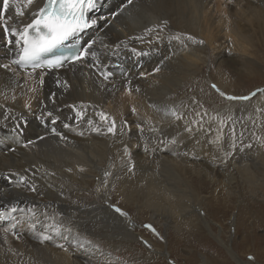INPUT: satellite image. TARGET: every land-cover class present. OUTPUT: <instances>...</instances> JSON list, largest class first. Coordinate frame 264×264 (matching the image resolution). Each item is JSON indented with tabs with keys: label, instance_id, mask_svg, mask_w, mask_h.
<instances>
[{
	"label": "bare ground",
	"instance_id": "obj_1",
	"mask_svg": "<svg viewBox=\"0 0 264 264\" xmlns=\"http://www.w3.org/2000/svg\"><path fill=\"white\" fill-rule=\"evenodd\" d=\"M3 2L0 136L6 134L13 144L7 152L0 151V228L16 220L25 236L19 235L17 248L3 235L9 248L0 264H79L84 246L75 237L86 219L81 207L72 204L76 193H95L86 208L109 236L117 233L134 243L147 240L155 256L167 254L166 246L160 250L132 217L131 207L140 210V201L148 209L150 227L174 226L181 232L178 223L199 229L203 224L209 231L210 217L196 210L205 202L213 210L224 204L217 197L206 201L201 196L216 182L202 175L189 180L198 165L190 168V161L209 151L222 165L234 168V173H224L229 193L235 192L232 183L238 172L249 180L250 161L264 152L258 136L264 85L249 92L250 99H228L225 108L210 112H196L184 102L209 95L204 81L212 80L216 60L228 50L241 51L243 75L255 84L264 82L250 76L254 72L247 58L248 48L259 45L256 36L264 34V0H96L88 11L89 27L67 39L68 44L82 43L89 55L53 69H23L15 62L22 45H9L10 33L4 31L5 22L22 31L47 0L31 5L9 0L7 10ZM217 70L224 71L220 65ZM226 81L227 76L218 84L225 93L248 96L234 93ZM101 113L108 120H102ZM113 120L115 130L110 133ZM20 176L24 182L17 180ZM259 184L264 186V180ZM110 196L120 199L121 207H109L107 201L114 202ZM166 209L179 212L176 221L163 218ZM27 222L32 226L25 227ZM73 226L69 240L74 245L65 248L64 257L54 248L64 246L59 237ZM167 234L162 239L168 245L169 239L176 243L184 236ZM231 255L236 264H245Z\"/></svg>",
	"mask_w": 264,
	"mask_h": 264
},
{
	"label": "rangeland",
	"instance_id": "obj_2",
	"mask_svg": "<svg viewBox=\"0 0 264 264\" xmlns=\"http://www.w3.org/2000/svg\"><path fill=\"white\" fill-rule=\"evenodd\" d=\"M263 36V33L256 36L255 40L259 42V45L264 44ZM80 45L83 48L82 43ZM259 45L258 47H253L251 45L252 47L250 46L248 48L247 58L250 62L249 66L254 72V75L250 76H258V78L262 79L264 78V46ZM216 61V65L211 70L212 80L207 79L204 81V85L210 88V96L195 95V98L184 102L185 105L191 106L196 112H210L219 107H226L225 102L231 94L225 93L218 85L226 76L228 80L226 82L230 83L231 86H233L232 89L236 91L234 93H243V95H248V97L251 96L249 94H251L254 89H258L259 85H264L262 81H259L260 84H255V80H250L246 75H243L244 70L242 69L240 50H228ZM222 62L228 63L222 65ZM219 65L223 67L224 71H221L222 73H219L217 70ZM6 66L9 69L11 67L8 64ZM223 73H225L226 76ZM221 75H224L223 79ZM213 85L216 87L214 88ZM189 92H192V90H189ZM237 96L240 97L239 95ZM212 101L214 103H212ZM232 101L235 102L238 101V99ZM197 107L198 109H196ZM135 112L137 111H134L132 114H136ZM191 120H193V118ZM259 126L260 134H258V136L263 139L262 143L264 146V120L259 123ZM230 130L225 132L228 137L230 136ZM12 144L13 141L9 136L6 134H3L2 137L0 136V151L4 150L7 152L9 146ZM241 151L243 152V150ZM207 152L208 153H206L203 158L190 161V168L192 163H197L198 165L193 168L192 174H188L187 178L192 180L195 176L202 175L207 181H212V183L216 182L212 190L201 193V196L204 197L206 201L213 199V197H217L222 200L224 205L213 210L210 206L211 204L209 203L208 205L207 202H205L201 209L196 210L199 214L201 213L202 216L206 213L210 217L209 220L211 223L208 225L209 231L208 229L204 230L205 226L201 223L202 227L200 229L198 228L199 225H194V228H191L187 224H181L180 226L178 223L181 232H176L174 226H168V230H166V226L157 224H152V227H150L147 222L150 221L148 219V209L142 201H140L139 203L142 205L140 210H138L136 206L131 207L135 210L131 212L132 217L139 223H142L141 226L139 224V228L150 232L149 238H151V242L158 244L160 250L163 244L166 246L167 254L164 256H155V251L151 249V243L147 240L134 243L128 242L126 239H122V237H118L117 233H114V237L113 234L109 236V230L106 229L103 224L99 223V221H92L93 215L91 208H86V206L95 199V193L93 197L87 196L85 193L81 196L76 193L78 197L76 196L72 204L81 207L82 218L86 219L80 228V236L75 237L79 238L81 241L80 243L84 246L83 252L85 255L78 258L79 264H236L231 255L232 253L242 259L245 264H264V186L259 184L264 180V152L262 155L253 157V160L250 161L251 165L249 170L251 175L249 176V180H252V183L249 182L245 175L239 172L235 174L237 178L236 181L232 183V187L235 190L233 193L228 192L229 189H227L223 179L224 173H227V171L231 173L235 169L230 166L222 165L219 157L215 158L214 153L212 155V152ZM17 180L24 182L22 176L17 177ZM94 180L97 182L98 178ZM96 189L97 188H95V190ZM181 189H183V187H181ZM182 198L183 197H181L180 200ZM109 199L114 201H107L109 207H121L122 201L120 199H113L112 196H110ZM105 201L106 200H103V203H105ZM196 206L198 207V204ZM125 211L127 210L125 209ZM171 212L172 211L168 209L163 210V218L167 221H170L171 218L176 221V215L179 214V212ZM139 219L142 220L139 221ZM241 219L243 224L241 223ZM14 221L16 220L8 221L4 228H0V236L3 241V235L7 234L12 238L9 246L18 248L21 246L19 235L22 236V234H24L20 231L19 227L23 226H21L20 222ZM131 224H133V222L129 221V229L132 228ZM25 225V227L32 226L29 222L25 223ZM74 228L75 226L63 233L65 239L62 236L59 237L61 242L64 241L63 247L54 248L57 249L56 253L59 255L62 253V256H68V253H65V248L74 245L73 242L69 240V238H73L71 231L74 230ZM169 231H174L178 233L179 236H184L182 240L179 239V242L176 243H173L169 239L168 245L165 243L167 240L164 238L163 240L162 237L166 238ZM7 244L4 238V241L0 244V257H2L0 260L6 256L9 248ZM50 246L53 247L52 244ZM58 257L61 256H57L56 258L59 259ZM249 257L253 259H249Z\"/></svg>",
	"mask_w": 264,
	"mask_h": 264
},
{
	"label": "snow or ice",
	"instance_id": "obj_3",
	"mask_svg": "<svg viewBox=\"0 0 264 264\" xmlns=\"http://www.w3.org/2000/svg\"><path fill=\"white\" fill-rule=\"evenodd\" d=\"M28 5L33 3V0H26ZM131 3V0H128ZM9 0H4L3 7L5 10L9 8ZM96 0H47V3L41 7L37 13L34 14V18L31 23L24 26L22 31L16 28L10 27L6 22L4 23V31L10 33V37L7 41L9 45L21 46L19 49V59L16 63H23L25 65L31 63L33 67H42L38 63L42 54L52 51L63 41L69 37L75 35L78 32L83 31L89 27V20L87 13L90 9L95 8ZM19 15H23L17 9ZM92 24L96 21L92 20ZM11 37H16L13 40ZM202 43V41H201ZM91 45H89V48ZM89 55L88 49H83L77 52L72 59L79 61L82 57ZM92 55H95L94 53ZM61 61L57 60L55 64L59 65ZM48 67L53 66L51 63ZM7 67V66H5ZM159 71V69H157ZM215 88L216 86L213 85ZM223 95V93H222ZM255 95V93H253ZM230 100H248L250 97L242 96L228 97ZM135 111V109H133ZM102 120H108V117L101 113ZM115 121H111V125L108 127V132H114ZM99 131V129H96ZM35 191V189H33ZM15 210V209H14ZM117 211H121L117 209ZM123 214V213H122ZM51 237L45 236L44 239H50ZM61 247H63L61 245ZM249 259H253L249 257Z\"/></svg>",
	"mask_w": 264,
	"mask_h": 264
}]
</instances>
